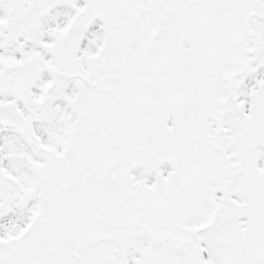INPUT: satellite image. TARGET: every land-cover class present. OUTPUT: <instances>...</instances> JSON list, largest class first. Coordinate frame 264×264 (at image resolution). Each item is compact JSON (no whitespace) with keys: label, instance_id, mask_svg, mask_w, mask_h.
<instances>
[{"label":"snow or ice","instance_id":"6c2138e0","mask_svg":"<svg viewBox=\"0 0 264 264\" xmlns=\"http://www.w3.org/2000/svg\"><path fill=\"white\" fill-rule=\"evenodd\" d=\"M0 264H264V0H0Z\"/></svg>","mask_w":264,"mask_h":264}]
</instances>
